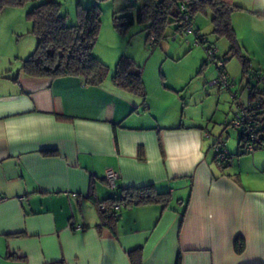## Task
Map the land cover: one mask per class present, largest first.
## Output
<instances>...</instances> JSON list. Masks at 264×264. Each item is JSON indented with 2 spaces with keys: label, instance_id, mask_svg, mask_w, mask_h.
<instances>
[{
  "label": "crops",
  "instance_id": "0c3cea01",
  "mask_svg": "<svg viewBox=\"0 0 264 264\" xmlns=\"http://www.w3.org/2000/svg\"><path fill=\"white\" fill-rule=\"evenodd\" d=\"M123 6L113 0L111 14ZM15 11L1 12L17 50L8 62L0 57V264H133L129 253L137 248L142 264H264V153L227 169L229 156L218 164L213 149L208 158L214 144L205 146L208 128L183 121V101L178 108L161 89H145V96L125 91L113 83V72L99 85L75 76L29 77L20 65L12 75L11 58L23 60L36 41ZM106 26L100 36L117 37ZM251 32L255 43L264 40V30ZM98 43L93 54L104 62ZM206 70L201 76L208 81L215 74L208 79ZM107 170L118 173V189L103 179ZM149 184L169 192V201L123 206L112 229L99 227L98 202L119 196L122 187ZM70 222L84 229L71 230Z\"/></svg>",
  "mask_w": 264,
  "mask_h": 264
},
{
  "label": "rangeland",
  "instance_id": "374dc122",
  "mask_svg": "<svg viewBox=\"0 0 264 264\" xmlns=\"http://www.w3.org/2000/svg\"><path fill=\"white\" fill-rule=\"evenodd\" d=\"M116 1L124 4L123 7L127 4H133L132 1L127 0ZM233 2L242 7L241 9L233 11L231 22L235 30L237 42L241 46L243 54L249 59V75L251 77L249 83H247L248 78L243 77L242 64L239 58L236 56H228L227 61L224 63V67L227 76L234 80L233 86L229 89L224 85L212 84L213 79L218 76L217 67L212 60H209V63L202 66L209 58L206 47H213L217 57H220L230 46L226 38H217L212 32L210 13H196L193 19L194 26L197 28L198 25L199 32L203 34L206 39L204 43H195L196 38L193 32H179L176 30L177 24L172 22L166 28L165 37L159 40L158 43L152 45L149 40H145L146 33L142 24L135 23L124 34H120L114 29L111 14L113 0H111L107 5L102 3V5L99 6L101 13L100 31H102L103 28L106 30L107 23L117 37L111 38L109 34L100 36L101 32L99 31L96 43L99 42L100 54L105 64L108 66L109 74L115 70V65L119 57L112 56V52L118 51V53L123 52L133 55L132 58L135 63L141 67L142 79L146 91L159 92L161 89L166 92H171V94L176 97L175 100L179 102V105L177 104L178 108H180V103L183 101L186 107L183 121L188 124L194 123L208 128L210 138H207L205 141L206 148L210 147L211 142L214 143L217 139L224 142L225 149L228 153L227 158L228 156L230 157L228 158L229 162L226 168H231V171H237L239 167H245L249 161L248 157L253 153H264V147L248 153H246L247 151L242 147L241 150L245 154L241 156L236 155V142L239 130L228 124L229 120L233 117L236 101L246 102L248 88H250L249 85L252 87L258 85L257 87L264 89V78H262L264 77V40L261 39L259 44H257L251 37V31L253 29L264 30V15L261 14V12L264 11V0H233ZM63 4L62 13L66 12L70 15L68 16L67 24H74L76 5L73 6L71 0H66ZM135 4L136 6L129 9V12L132 14L135 13V7H138L140 2ZM33 5L32 2H28L23 6L13 8L16 10L15 12L20 13L23 22L29 23L25 18V14ZM17 16L18 15L14 16L12 19L15 20ZM7 19L8 16L6 13H0V57L5 62H8V58L14 55L13 51L17 50L16 45L13 42L10 43L8 39L10 38V33L8 28L9 21ZM31 35H25L22 38H32ZM19 38L21 37L14 35V39ZM33 40L32 47L29 48L31 49L29 50V54L36 46V41L35 39ZM103 47H105V49ZM110 47H112V50L109 49L110 53H108V51L106 52V49ZM101 48H103V50H101ZM96 51L99 52V49ZM11 59L13 63L10 73L15 75L13 73H16L22 60ZM206 68L205 75L208 79L212 75V72L215 74L214 77L208 81L201 76ZM255 74H258L256 77L262 79L256 78L254 76ZM182 92H192V94L188 96ZM232 92L237 93V100L232 97ZM202 93H204L203 97H201ZM219 94L221 95L220 100L217 99ZM223 94L227 99L223 98ZM179 98H181V100H179ZM230 100L234 102L232 103ZM203 101L205 102L203 103ZM172 107V113H174L176 108L174 105H172ZM190 114L194 115L192 119L190 118ZM201 114L203 115L202 119H200ZM207 119H209V121ZM213 149V147L210 148L208 158L213 154Z\"/></svg>",
  "mask_w": 264,
  "mask_h": 264
},
{
  "label": "trees",
  "instance_id": "16d2710c",
  "mask_svg": "<svg viewBox=\"0 0 264 264\" xmlns=\"http://www.w3.org/2000/svg\"><path fill=\"white\" fill-rule=\"evenodd\" d=\"M28 2H32L34 5L26 11L25 18L31 25L29 33L36 37V46L22 60L20 73L29 77H48L50 79L75 76L80 78L84 84H101L107 78L109 69L93 54L101 27L98 3L83 6L77 2L75 23L70 25L67 24L68 14L62 13V6L58 0H0V13L4 8L23 6ZM138 2L140 5L135 7L134 14L130 13L129 9L136 6L135 2L127 4L112 14V25L118 33L124 34L132 25L139 23L144 26L145 40L156 44L165 37L166 28L172 22L177 24L176 30L182 32V26L179 23L181 4L185 6V11L188 12L192 20L196 13H210L212 32L217 38H226L230 44L223 55L217 57L215 54L213 57L222 61L224 71V63L228 56L238 57L242 64L243 77H247V83H249L251 77L249 75V59L243 54L242 48L237 42L231 22L233 11L242 7L234 4L233 0H138ZM261 14L264 15V11ZM201 36L204 37L203 34ZM209 60H212V57H209L202 66L209 63ZM254 76L256 77L258 74ZM111 79L117 87L145 96L142 70L132 57L121 55L118 58ZM12 80L18 81V78L14 77ZM254 88L255 86H250V98L253 101L256 100L254 102L258 114L256 128L258 133H262L257 147L260 148L264 147V127L259 124L260 115H264V89L256 94ZM240 134V146L245 148L241 131ZM47 153L53 154L54 152L48 151ZM169 197V192H158L151 184L139 187H122L119 196H113L97 203L100 214L99 227L112 229L117 213L112 208L114 203H123L125 207L158 202L166 204ZM102 204L105 206L103 210L100 209ZM240 239V237L235 238V248L238 252L242 250ZM129 256H131L133 264H142L141 248L131 251Z\"/></svg>",
  "mask_w": 264,
  "mask_h": 264
},
{
  "label": "built area",
  "instance_id": "2783aa9c",
  "mask_svg": "<svg viewBox=\"0 0 264 264\" xmlns=\"http://www.w3.org/2000/svg\"><path fill=\"white\" fill-rule=\"evenodd\" d=\"M133 2L137 3L138 0H132ZM186 8L183 4L180 5L179 8V23L182 26V32H193L195 34L196 42L195 43H204L205 38L201 36L199 30L194 26L193 20L190 18L188 12L185 11ZM153 39V38H152ZM152 42V41H151ZM152 45L153 42L151 43ZM206 51L208 57H212V62L215 63L218 76L213 79L212 84L215 85H224L228 89L233 86L234 80L229 78L226 72L223 69V63L219 59L213 57L216 52L213 47H206ZM254 93L259 94L261 89L259 87L254 88ZM248 98L246 102H237L236 101V110L233 113V117L229 120V125L234 128H237L241 131L244 137V145L245 149L248 152H252L257 149L258 140L262 136L261 132H257L256 122H257V110L255 107L253 99L250 98L251 90L248 88ZM232 97L237 100V93L232 92ZM213 148L216 152V160L218 164H221L224 160L227 159V151L224 147V142H221L219 139L216 140L213 144ZM119 175L117 172L113 170H107L103 176V179L107 183L108 187L111 190H114L117 187L116 180L118 179ZM76 196V193H73ZM123 203H114L112 208L114 211L119 210L123 207ZM100 209H105V206L102 204L100 205ZM73 215V214H72ZM68 228L71 230H82L84 227L78 223H69Z\"/></svg>",
  "mask_w": 264,
  "mask_h": 264
}]
</instances>
